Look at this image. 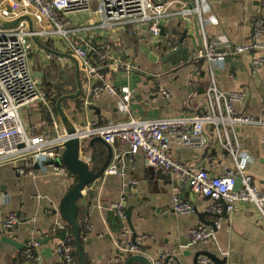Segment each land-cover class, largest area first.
<instances>
[{"label":"crops","instance_id":"1","mask_svg":"<svg viewBox=\"0 0 264 264\" xmlns=\"http://www.w3.org/2000/svg\"><path fill=\"white\" fill-rule=\"evenodd\" d=\"M195 1L173 2L169 16L162 21L161 27L166 38H160L161 47H156L159 39L147 36L143 29L134 31L133 24L117 28L113 31L117 34L110 40L106 39L107 32L89 35L94 36L98 46L111 41V47H115L120 60L136 67L137 71L130 75L119 73L117 85L131 89L132 113L140 119L206 113V93L211 84V74H214L220 91L243 92V101L234 105L236 112L244 117L259 119L263 124L238 125L235 137L241 150L253 158L248 174L253 184L264 194V64L259 69L253 65V61L264 56V53L228 56L216 66L206 61L192 60L196 50L206 40L211 42L220 37L233 45L251 42L254 22L260 18L264 20V8L260 7V0H205L204 17H214L217 23L202 25L195 14L183 16L180 13L183 6L192 8ZM144 49H149L153 56L146 55ZM174 51L178 52L169 56ZM55 63L62 70H75L74 66L63 67L57 61L46 69L34 66L33 74L43 75L41 78L35 77L43 90H46L47 71ZM82 84V111L76 113L73 105L66 111L70 117H75L72 120L77 128L127 118L117 110V98L106 92L94 95L87 81L83 79ZM163 92H167L169 97L164 96ZM20 113L30 134H46L51 130L43 122V107L40 103L25 107ZM206 132L209 145L204 149L184 148L175 143L171 155L194 170L204 168L213 176H218L224 167L231 166L232 161L222 156L223 150L216 140L214 127H206ZM229 134L233 139V135ZM93 138L86 140L83 147L90 144ZM111 147L114 156L127 151V146L118 142ZM86 156H90V153ZM121 166L126 173L125 178L103 176L86 189L79 203L85 215V239L89 241L84 246V252L91 264L124 261L128 255L123 253V249L138 239H142L139 245L142 255L151 262L161 255H168L172 259L176 258L179 264H195L197 256L207 253L222 264H264V217L253 205L241 204L225 216L213 217L214 212L210 211L213 204L186 188L180 190L182 183L177 175L168 171L158 175L159 170L147 164L142 156H137L133 162L125 157ZM23 170V173H18L13 164L0 165V191L11 198L10 205L0 207V222L12 213L16 214L20 222L15 229L0 234V264H4L5 258L11 260V264H20L21 250L33 238L37 241L55 238L39 245L37 264H60L56 248L62 240L57 238V233L64 231L66 222L59 214V207L75 179L64 168L53 165L45 169L36 165ZM129 181L135 184L130 185ZM177 194L193 204L196 209L194 215L180 216L175 213L172 198ZM123 202L131 211L133 232L125 220L116 217L114 207ZM122 222L125 224L124 229L120 228ZM216 222H220L222 228L213 238L188 246L191 230L201 224L210 226ZM3 237L13 238L24 247L17 249L3 244Z\"/></svg>","mask_w":264,"mask_h":264},{"label":"built area","instance_id":"2","mask_svg":"<svg viewBox=\"0 0 264 264\" xmlns=\"http://www.w3.org/2000/svg\"><path fill=\"white\" fill-rule=\"evenodd\" d=\"M174 1L177 0H2V20L10 21L29 14L36 19L37 26L34 33L29 31L27 22H21L13 30L0 29V165L13 164L18 173H23V168L36 165L45 169L61 158V146L68 139L63 129L60 130L55 105L38 84L33 68L41 66L46 69L55 61L63 67H73L74 64L36 45L32 40L34 36L46 48L52 42L53 51L74 56L80 63L83 79L91 86L94 95L106 92L117 98V110L127 117L125 120H110L98 126L88 125L83 129L76 127V136L82 141L100 137L111 146L116 142L127 146L125 153L119 152L113 156L104 176L125 178L126 173L121 166L124 158L133 162L137 156H142L152 167L177 175L182 183L180 190L190 189L194 194L207 198L213 204L210 206L213 215H221L225 208L230 213L241 204H250L264 217V194L253 184L248 174L254 160L246 151L241 150L235 137L238 125L263 124L259 119L244 117L236 112L234 105L243 101L244 93L220 91L214 74H211V84L206 93V113L165 119H140L132 113L131 89L117 85L119 73L130 75L137 71L136 67L120 60L115 47H111V41L98 46L94 36L89 35L93 32H107L106 39L110 40L117 34L113 33L115 28L133 24L134 31L143 29L147 36L160 39L162 21L169 16ZM204 7L205 0H196L192 8L183 6L180 13L183 16L195 14L202 25L217 23L214 17H204ZM260 7L264 8V0H260ZM81 14H88L87 22L76 24L70 19L72 16L78 18ZM86 33L90 37L85 36ZM263 36L264 20L260 18L254 22L251 42L233 45L220 37L211 42L206 40L196 50L192 60L206 61L216 66L228 56L264 53ZM94 44L96 48H93ZM263 64L264 56L253 61L256 69ZM103 70L107 71V75L102 73ZM163 95L169 97L167 92H163ZM36 103L42 105L43 122L51 128L46 134H30L21 119V110ZM208 126L215 129L216 140L223 150L222 156L232 161L231 166L224 167L218 176H213L204 168L194 170L171 155L175 143L184 148L207 147ZM238 179L240 187L235 191ZM128 184L134 185L135 182L129 181ZM10 203V196L0 191V207ZM172 206L180 216L196 213L193 204L181 199L178 194L173 196ZM114 208L121 219L125 220L122 203ZM19 223L16 214H10L0 222V234L15 229ZM221 228L220 222L214 223V226L201 224L190 231L188 246L213 238ZM141 240L130 243L123 249V253L128 256L142 255L139 247ZM38 247L37 240L31 239L23 249L21 264H37ZM56 254L60 264H75L72 237L69 234L57 246ZM152 264L176 263L168 255H161ZM197 264L217 263L201 256Z\"/></svg>","mask_w":264,"mask_h":264},{"label":"water","instance_id":"3","mask_svg":"<svg viewBox=\"0 0 264 264\" xmlns=\"http://www.w3.org/2000/svg\"><path fill=\"white\" fill-rule=\"evenodd\" d=\"M2 0H0V3ZM21 22H27L29 26V31L31 33H34L36 30L37 22L36 19L29 15V14H24L21 15L20 17L10 20V21H5L0 18V29L2 30H13L19 26ZM161 38H166V34L164 32V28L161 27ZM32 40L36 45L41 47L42 49L49 51L59 57L66 58L70 61L73 62L74 67H75V76H76V85H77V91L74 94L70 95H64L58 101L56 102V113L60 122V125L64 131V133L68 136V139L64 142V144L61 146L63 149L62 156L61 158L55 160L52 165L57 167V168H64L66 171L69 172L70 175L77 177V182L68 190L66 195L61 201L60 207H59V214L61 218L68 223L71 226L72 230V235L74 237L77 251L79 254V258L81 260V264H87L82 247L80 245V238H81V228L78 223V216L79 213L82 209V206L79 204L80 201L84 198V192L86 189L91 186L95 181L101 179L104 176L105 170L108 168L110 162L113 159L114 153L112 147L107 144L102 138L100 137H95L93 140L90 142V146L92 147L95 143H100L103 146L106 147L108 151V156L107 159L104 163V165L101 167V169L97 172H94L91 168V163L92 157L91 156H86L87 153L84 151V143L86 140L82 141L80 140L79 137L76 136L77 134V128L75 125V122L72 120V118L68 115V113L65 111L63 107V102L65 100L69 99H77L80 98L83 94V75L82 71L80 68V63L79 61L72 55L70 54H64V53H59L53 50H50L46 48L44 45L40 43V41L36 37H32ZM162 42L157 40L156 47H161ZM93 48H96V45H93ZM168 50V49H167ZM178 51H174L169 54V56H173L177 53ZM144 53L149 56H153V54L149 51V49H144ZM167 58V57H166ZM43 75L41 73H34V77L36 78H41ZM152 171V170H151ZM163 170L159 169L158 175L162 173ZM153 173V172H151ZM240 187V179L237 180L236 186H235V191L238 190ZM191 191L190 189H188ZM123 209L122 212L125 215V222L129 226L130 230L133 232V226L131 224V211H129L125 207V202L122 203ZM226 208L224 209V212L222 215L219 216H213L220 218L221 216L226 215ZM208 216H211V213H206ZM116 217L123 221L120 217L119 212L116 211ZM120 226L121 229H124L125 224ZM210 226H214L213 223L210 224ZM11 231V230H10ZM68 233L66 231H62L59 236L57 237L60 240H64ZM133 242L135 241V234H133ZM71 236V235H70ZM55 238L49 239V238H44V239H38V244L43 245L50 240H53ZM2 243L6 245H10L14 248H20L24 247V245H20L17 243L13 238H7L3 237L2 238ZM89 243V241L87 242ZM200 256V255H199ZM199 256L196 257L195 264L198 263V258ZM203 256L208 257L211 261L217 263V264H222L216 261L214 257L211 255L204 253ZM169 259H172V257H169ZM176 264H179L178 260L176 258L172 259ZM134 262L140 263V264H152V262L145 257L144 255H133L130 256L123 264H132Z\"/></svg>","mask_w":264,"mask_h":264},{"label":"trees","instance_id":"4","mask_svg":"<svg viewBox=\"0 0 264 264\" xmlns=\"http://www.w3.org/2000/svg\"><path fill=\"white\" fill-rule=\"evenodd\" d=\"M47 48L50 50H54L53 43L52 42L48 43ZM102 73L107 75L106 70H103ZM45 86H46L45 92L47 93L48 99L51 100L54 105H56V102L62 96L74 94L77 91L75 70L74 69H71L68 71L62 70L59 64H57V63L53 64L47 71ZM71 105H73L75 107L76 113L81 112L83 109V102H82L81 97L77 98V99L65 100L63 102V107H64L65 111L69 110ZM55 111H56V107H55ZM68 114L70 116V113H68ZM71 118L74 120L75 117H71ZM84 151L86 153L89 152L90 156L92 157V161H91L92 170L94 172L99 171L101 169V167L104 165V163L107 159V156H108V151H107L106 147L100 143H96L92 147L89 146V144H85ZM67 173L69 174L68 171H67ZM73 177H74L75 183H76L77 177H75V176H73ZM78 223H79L80 228H81L80 245L82 247L83 254H84V257H85L87 264H91L88 256L84 252V246L87 243V239H85L86 235H87V229H86V225H85L84 211H80L79 216H78ZM64 231L69 233L72 237V247H73V251H74L75 264H81V260L79 258L76 243H75L74 237L72 235L71 226L68 223H66ZM60 233H61V231H59L57 233V235H59ZM22 254H23V250H21V255ZM20 257H21V259L19 262L21 264L22 256H20ZM129 257L130 256L125 257L124 261H119L116 264H123ZM13 264H15V263H13ZM132 264H140V263L134 262Z\"/></svg>","mask_w":264,"mask_h":264},{"label":"rangeland","instance_id":"5","mask_svg":"<svg viewBox=\"0 0 264 264\" xmlns=\"http://www.w3.org/2000/svg\"><path fill=\"white\" fill-rule=\"evenodd\" d=\"M70 19L76 24L85 23L88 21V14H81L78 16V18L76 16H72V17H70ZM116 29L117 28H115L114 31H116ZM60 130H62L61 125H60ZM11 263H12L11 260H8L6 258L4 259V264H11Z\"/></svg>","mask_w":264,"mask_h":264}]
</instances>
